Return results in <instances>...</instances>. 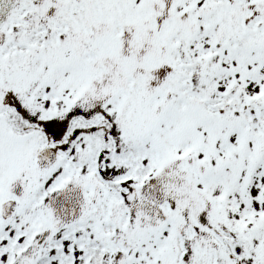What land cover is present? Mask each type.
<instances>
[{"label":"snow or ice","instance_id":"6c2138e0","mask_svg":"<svg viewBox=\"0 0 264 264\" xmlns=\"http://www.w3.org/2000/svg\"><path fill=\"white\" fill-rule=\"evenodd\" d=\"M0 264H264V0H0Z\"/></svg>","mask_w":264,"mask_h":264}]
</instances>
